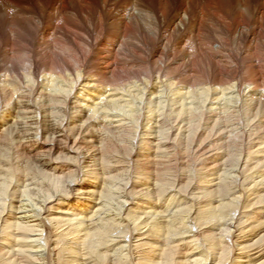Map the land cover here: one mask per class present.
<instances>
[{
    "label": "bare ground",
    "instance_id": "bare-ground-1",
    "mask_svg": "<svg viewBox=\"0 0 264 264\" xmlns=\"http://www.w3.org/2000/svg\"><path fill=\"white\" fill-rule=\"evenodd\" d=\"M0 264H264V0H0Z\"/></svg>",
    "mask_w": 264,
    "mask_h": 264
},
{
    "label": "rangeland",
    "instance_id": "rangeland-1",
    "mask_svg": "<svg viewBox=\"0 0 264 264\" xmlns=\"http://www.w3.org/2000/svg\"><path fill=\"white\" fill-rule=\"evenodd\" d=\"M28 1V0H27ZM48 1H50V0H48ZM146 1V0H145ZM156 0H152V2L154 3ZM47 2V1H46Z\"/></svg>",
    "mask_w": 264,
    "mask_h": 264
}]
</instances>
